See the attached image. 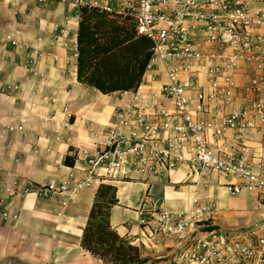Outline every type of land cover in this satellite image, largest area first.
I'll return each instance as SVG.
<instances>
[{"label": "crops", "instance_id": "crops-1", "mask_svg": "<svg viewBox=\"0 0 264 264\" xmlns=\"http://www.w3.org/2000/svg\"><path fill=\"white\" fill-rule=\"evenodd\" d=\"M82 2L0 0V205L9 213H0V264H107L82 244L101 183L115 187L112 226L140 247L147 258L142 264H184L181 240L152 226L159 210L186 209L196 192L211 204L212 222L223 231L263 219L256 191L232 194L230 177L199 174L193 163L162 167L158 176L104 177L74 193L35 191L52 180L61 185L71 172L76 180L87 175L114 127L112 111L123 102L121 91L104 93L78 79ZM9 35L29 47L12 44ZM252 145L258 164L264 146L259 140Z\"/></svg>", "mask_w": 264, "mask_h": 264}, {"label": "built area", "instance_id": "built-area-1", "mask_svg": "<svg viewBox=\"0 0 264 264\" xmlns=\"http://www.w3.org/2000/svg\"><path fill=\"white\" fill-rule=\"evenodd\" d=\"M102 1L81 5L132 16L153 42L152 57L137 87L121 91L114 127L87 175L76 180L71 172L61 185L52 180L35 191L74 193L104 177L158 176L162 167L193 163L199 174L230 177L232 194L256 191L264 207V158L255 162L252 145L264 146V0ZM0 213L9 215L1 205ZM212 215L196 192L186 209L159 210L152 228L181 240L184 264H264V218L223 231Z\"/></svg>", "mask_w": 264, "mask_h": 264}, {"label": "trees", "instance_id": "trees-1", "mask_svg": "<svg viewBox=\"0 0 264 264\" xmlns=\"http://www.w3.org/2000/svg\"><path fill=\"white\" fill-rule=\"evenodd\" d=\"M77 76L104 93L132 90L142 81L153 53L152 40L137 31L129 14L100 5L80 6L77 32ZM68 155L66 162L73 164ZM115 187L101 183L88 221L83 246L107 264H142L140 247L112 226Z\"/></svg>", "mask_w": 264, "mask_h": 264}]
</instances>
